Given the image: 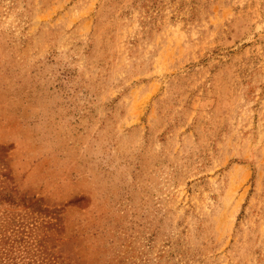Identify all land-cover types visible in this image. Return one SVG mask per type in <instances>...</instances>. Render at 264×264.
I'll use <instances>...</instances> for the list:
<instances>
[{"label": "rangeland", "instance_id": "rangeland-1", "mask_svg": "<svg viewBox=\"0 0 264 264\" xmlns=\"http://www.w3.org/2000/svg\"><path fill=\"white\" fill-rule=\"evenodd\" d=\"M0 264H264V0H0Z\"/></svg>", "mask_w": 264, "mask_h": 264}]
</instances>
